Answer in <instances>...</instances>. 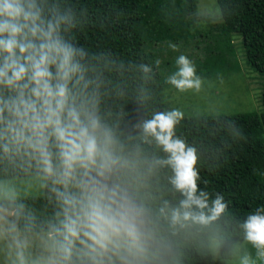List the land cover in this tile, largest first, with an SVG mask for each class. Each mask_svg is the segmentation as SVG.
Segmentation results:
<instances>
[{
    "label": "clouds",
    "instance_id": "1",
    "mask_svg": "<svg viewBox=\"0 0 264 264\" xmlns=\"http://www.w3.org/2000/svg\"><path fill=\"white\" fill-rule=\"evenodd\" d=\"M83 17L72 0H0V264H183L181 240L212 231L224 196L198 183L180 107L121 130L103 105L114 54L76 41ZM167 48L170 60L129 62L139 95L162 63L174 93L200 91L196 62ZM235 229L229 264H264V203Z\"/></svg>",
    "mask_w": 264,
    "mask_h": 264
},
{
    "label": "trees",
    "instance_id": "2",
    "mask_svg": "<svg viewBox=\"0 0 264 264\" xmlns=\"http://www.w3.org/2000/svg\"><path fill=\"white\" fill-rule=\"evenodd\" d=\"M72 2L84 9L83 22L74 30L76 41L92 52L114 54L115 64L105 68L110 90L103 105L127 135L138 132L134 125L146 112L171 106V90L163 82L167 66L161 64L141 96L133 87L134 69L129 63L156 55L170 60L175 53L167 48L169 40L188 53L202 78L211 83L226 84L231 75L243 81L244 66L259 73L255 99L259 110L184 113L176 129L197 149L200 187L221 193L226 201L211 232L181 240L183 264H223L228 254L222 256V249L228 251L234 240L241 239L235 229L236 211L264 201V0H217L219 15L200 13V0ZM120 84L125 86L123 93L115 87ZM35 203L39 209L40 198Z\"/></svg>",
    "mask_w": 264,
    "mask_h": 264
},
{
    "label": "rangeland",
    "instance_id": "3",
    "mask_svg": "<svg viewBox=\"0 0 264 264\" xmlns=\"http://www.w3.org/2000/svg\"><path fill=\"white\" fill-rule=\"evenodd\" d=\"M198 11L211 15H219L220 13L217 0H200ZM241 68L244 72L243 81L231 75L226 84L211 83L203 79L202 87L199 92L176 94L171 90L169 99L170 105L180 107L186 114H231L259 110V102L257 103L255 100L257 99L256 92H258L256 87H258L260 79L259 73L249 67L247 68L244 66ZM237 203L238 201L232 206L235 207ZM244 211L245 208H240L239 212L237 210L234 219L242 215ZM227 219H231V216ZM233 231L234 229L231 230V232ZM240 242L241 239H236L233 241L232 246ZM224 249L225 248L222 249V256L228 254V251ZM222 262L223 264H229V261H225V259H223Z\"/></svg>",
    "mask_w": 264,
    "mask_h": 264
}]
</instances>
